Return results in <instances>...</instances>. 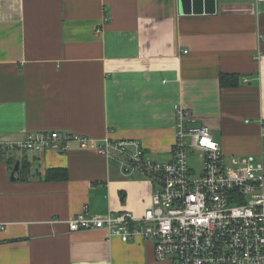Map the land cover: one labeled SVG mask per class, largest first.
Instances as JSON below:
<instances>
[{"label": "crops", "instance_id": "obj_1", "mask_svg": "<svg viewBox=\"0 0 264 264\" xmlns=\"http://www.w3.org/2000/svg\"><path fill=\"white\" fill-rule=\"evenodd\" d=\"M223 75L240 85L223 87ZM176 105L228 157L264 162V0H216L201 15L182 14L180 0H0V141L30 131L135 139L167 162ZM54 168L68 180H46ZM154 191L94 149L14 151L0 159V264H176L144 238L68 224L84 207L141 217Z\"/></svg>", "mask_w": 264, "mask_h": 264}, {"label": "built area", "instance_id": "obj_2", "mask_svg": "<svg viewBox=\"0 0 264 264\" xmlns=\"http://www.w3.org/2000/svg\"><path fill=\"white\" fill-rule=\"evenodd\" d=\"M175 142L167 162L152 159L138 140H98L67 131H30L22 142L0 141V159L14 151L65 152L76 144L117 159L155 186L139 217L94 215L84 207L70 230H107L122 242L152 241L158 261L176 264H264V162L227 157L212 129L175 106ZM200 162L201 165L197 166Z\"/></svg>", "mask_w": 264, "mask_h": 264}, {"label": "water", "instance_id": "obj_3", "mask_svg": "<svg viewBox=\"0 0 264 264\" xmlns=\"http://www.w3.org/2000/svg\"><path fill=\"white\" fill-rule=\"evenodd\" d=\"M180 10L185 15L214 14L216 12V0H180ZM20 170V162H17L11 179L16 180L15 174Z\"/></svg>", "mask_w": 264, "mask_h": 264}, {"label": "trees", "instance_id": "obj_4", "mask_svg": "<svg viewBox=\"0 0 264 264\" xmlns=\"http://www.w3.org/2000/svg\"><path fill=\"white\" fill-rule=\"evenodd\" d=\"M220 81L223 87H237L240 85V79L236 76L223 75ZM68 177V171L63 168L49 169L46 174V180L49 181H66Z\"/></svg>", "mask_w": 264, "mask_h": 264}, {"label": "rangeland", "instance_id": "obj_5", "mask_svg": "<svg viewBox=\"0 0 264 264\" xmlns=\"http://www.w3.org/2000/svg\"><path fill=\"white\" fill-rule=\"evenodd\" d=\"M227 157H228V156H227ZM200 165H201V163H200V162H198V163H197V166H200Z\"/></svg>", "mask_w": 264, "mask_h": 264}]
</instances>
